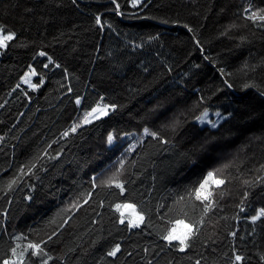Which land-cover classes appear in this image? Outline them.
I'll use <instances>...</instances> for the list:
<instances>
[{"label": "trees", "instance_id": "obj_1", "mask_svg": "<svg viewBox=\"0 0 264 264\" xmlns=\"http://www.w3.org/2000/svg\"><path fill=\"white\" fill-rule=\"evenodd\" d=\"M118 3L122 15L111 0H0L16 34L0 50V264L29 240L47 242L48 264H264V217L250 219L264 208V25L244 12L264 0ZM29 68L36 91L20 84ZM100 103L117 107L63 136ZM204 108L226 118L201 126ZM209 171L227 182L204 212L195 189ZM114 173L123 194L100 186ZM124 203L145 214L129 238ZM179 220L199 229L183 252L162 239Z\"/></svg>", "mask_w": 264, "mask_h": 264}, {"label": "snow or ice", "instance_id": "obj_2", "mask_svg": "<svg viewBox=\"0 0 264 264\" xmlns=\"http://www.w3.org/2000/svg\"><path fill=\"white\" fill-rule=\"evenodd\" d=\"M76 0H73V3H75ZM131 3V6L133 8L138 7V5L141 4L142 0H129ZM150 3L151 0H148ZM111 4H113L115 7L112 9L117 15H122L121 12V6L118 3V0H111ZM147 6L146 4L144 5ZM244 12L246 13L245 19L248 21H251L252 23H257V21L261 22L262 25H264V7L256 8L255 10H252L251 6L249 8H245ZM164 23H167V21H163ZM95 23L96 25H99L101 29L103 28L102 19L99 15L95 17ZM185 28L188 29L189 32H192L193 29L189 28L187 24L184 25ZM15 33L12 31H9L5 29L4 27H0V48H7L9 46V42L14 40ZM193 39H195V36H193ZM197 44H199V41H196ZM39 56H46L47 53L44 51H41L38 53ZM207 59V57H205ZM49 63H53L52 58L48 57ZM45 68L48 67V64L44 65ZM56 67H60L59 64H56ZM221 74H224V69H220ZM36 75L35 69H30V72L25 73V76L22 78L25 83H28L30 87L33 89H36L39 85L33 84L28 79L29 76ZM227 84L228 82L225 81ZM244 88H250L254 87L255 85L250 83H244L242 85ZM228 87H232L231 84H228ZM71 91V89H69ZM260 94L264 96V90H260ZM81 103L80 98L78 97L76 99V104L79 105ZM117 107L115 104H97L95 107H92L90 111H85L83 116L79 119V121L72 125V127L63 133V136L67 137L69 133H75L78 128L82 127L83 125L91 124L94 120L100 119L101 117L107 116L109 113V110H114ZM214 115L217 117V120H211L209 119V110L207 108H204L203 111L200 113L199 116H196L195 119L199 121L200 123H207L212 128H216L218 125L219 120L225 119L226 117H223L219 111L215 112ZM229 116H231V113H228ZM174 127V126H173ZM144 133L146 135L152 136L154 139H158L161 141V143H167L166 140H163L158 133L156 132H150L148 128L144 129ZM107 140L109 143H112L113 141V135L112 133H109L107 136ZM54 158V157H52ZM37 160H39V157H37ZM121 166H123V161H120ZM35 167V164H32L28 168V172L32 171V168ZM21 176L20 177H13L9 179L5 185L4 191L10 192L14 189V186L18 183L19 179L22 178V175L24 174V168L20 169ZM118 173H114L112 176L108 177L105 180H102L100 182V186H107L109 188L115 187L119 189L120 193L123 194L125 192L124 184L120 182L117 179ZM226 180L222 178H216L214 173L212 171H209L207 175L203 178L202 182L199 183V187L195 189V197L197 201L201 202H209L204 204V212H208L211 208L210 198L213 196V191L210 190L211 185H215L216 188H219L220 186L226 184ZM93 187H96L95 183L93 184ZM90 195V194H89ZM245 196H247V193H245ZM87 201H85L86 203ZM102 203V202H101ZM72 207H79L78 204H73ZM117 212L120 213L119 223L124 225L126 224V227L129 229H136L141 226V224L145 221V214L138 212L136 210V206L131 203H124V204H115L114 205ZM125 210L127 211V215L125 214ZM241 211L243 212L244 209L241 208ZM261 217H264V208L259 209L255 215L251 216L250 219L253 223H255L257 220H259ZM203 221H200L202 223ZM67 223V220H65L62 224L59 225V227H63V224ZM177 225L180 226V228L173 227L167 231V233L162 237L163 240L167 241L169 244H172L173 241L179 242V250L183 252L186 248L190 247V240L191 238L195 237L199 229L196 224L194 223H185L183 220H179L176 222ZM58 230V229H57ZM57 234V231L54 230L52 234L48 237V240H51L53 236ZM230 235L235 236L236 233H230ZM17 239H21V237H17ZM46 241L40 240V241H31L29 240L26 244L20 245L17 244L15 247H12L10 249L11 256L3 261V264H24V260L26 255L30 257L36 258V260L39 261V264H48V261L52 259L51 256H49L48 252L45 251V248L42 247V245H46ZM121 252V245L119 243L115 244L110 251H108L107 255L110 257L117 256L118 253ZM244 258L240 255H235L233 264H240V262ZM32 264H35V261H32ZM149 264H151V261H149ZM196 264H200L199 261L196 262Z\"/></svg>", "mask_w": 264, "mask_h": 264}, {"label": "rangeland", "instance_id": "obj_3", "mask_svg": "<svg viewBox=\"0 0 264 264\" xmlns=\"http://www.w3.org/2000/svg\"><path fill=\"white\" fill-rule=\"evenodd\" d=\"M145 0H142V2H141V4L144 2ZM130 6H131V3H130ZM5 48H0V50H4ZM30 69L31 68H29L25 73H28V72H30ZM25 76V74L23 75V77ZM22 77V78H23ZM36 77V75H34V76H29L28 77V79L31 81V83H33V84H35L34 83V78ZM21 78V80H20V84L21 85H23V86H25V87H27L29 90H32V91H36L37 89H38V87L36 88V89H33L32 87H30V85L28 84V83H25L24 82V80ZM41 83H42V81H41ZM101 105H103V103H100ZM111 110H109V112H110ZM214 113L215 112H209V119H211V120H217V117L214 115ZM109 114V113H108ZM222 115V114H221ZM223 117H226L225 115H222ZM106 116H104V117H101L100 119H103V118H105ZM100 119H97V120H94L92 123H94V122H96V121H98V120H100ZM224 119H221V120H219V122H218V124L220 123V122H222ZM91 123V124H92ZM198 123H199V125H201V126H208V127H210V128H212L209 124H207V123H200L199 121H198ZM89 125V124H88ZM83 126H87V125H83ZM218 126V125H217ZM211 187H214V184L213 185H211ZM210 187V188H211ZM119 213V212H118ZM125 214L127 215V211L125 210ZM119 217H120V213H119ZM173 227H177V228H180V226L179 225H177V223L175 222L171 227H170V229L171 228H173ZM136 229H138V228H136ZM136 229H129V228H127V233H128V238L130 237V235H132L133 233H134V231L136 230ZM178 243L179 244V242L178 241H173V243ZM120 245H121V247H122V245H123V242L122 243H120Z\"/></svg>", "mask_w": 264, "mask_h": 264}]
</instances>
